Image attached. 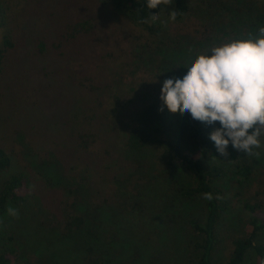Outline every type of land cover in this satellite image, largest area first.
<instances>
[{
  "label": "rangeland",
  "instance_id": "obj_1",
  "mask_svg": "<svg viewBox=\"0 0 264 264\" xmlns=\"http://www.w3.org/2000/svg\"><path fill=\"white\" fill-rule=\"evenodd\" d=\"M188 2L180 20L161 15L151 33L124 20L107 0H0V147L12 161L0 185L11 173L27 178V200L14 208L18 217L0 218V247L18 251L29 264H86L90 247L135 264H197L192 244L200 237L188 222L201 218L203 201L180 200L178 175L156 183L165 169L158 151H127L124 130L136 103L144 97L162 102L163 81L182 78L198 52L257 35L264 0ZM82 19L92 27L71 31ZM70 74L86 76L93 92ZM171 115L177 120L181 113ZM176 128L191 149L184 124ZM81 131L98 137L86 150L78 145ZM246 157L257 160L252 187L264 185V161ZM45 167L53 170L51 181L62 183L61 172L82 178L78 212L101 206L96 221L87 215L85 228L71 237L55 222L59 200L71 196L47 184ZM66 182L70 189L74 181ZM224 186L230 206L219 222L214 264L223 263L230 238L244 228L239 198L250 189L231 181ZM86 240L92 242L83 249ZM253 263L249 255L243 264Z\"/></svg>",
  "mask_w": 264,
  "mask_h": 264
},
{
  "label": "trees",
  "instance_id": "obj_2",
  "mask_svg": "<svg viewBox=\"0 0 264 264\" xmlns=\"http://www.w3.org/2000/svg\"><path fill=\"white\" fill-rule=\"evenodd\" d=\"M107 2L114 12L124 20L151 33L157 32L158 19L161 15L171 16L172 19L174 17L173 20H180L183 14L191 9L188 0H172V3L158 5L155 9L147 7V0H107ZM151 14L158 15L157 19L152 20ZM261 23L264 25V13ZM91 27L89 19H82L72 24L70 30L81 32L87 31ZM70 77L74 78V84L93 92L94 85L88 83L86 76L70 74ZM161 105L162 102L147 97L136 103L132 112V122L124 130V145L127 147V151L140 156L146 155L147 151L156 149L159 153L158 162L165 166L164 175L157 177L156 183L159 181L171 182V179L174 180L173 176L178 175V181L181 182L178 183L176 193L180 200L203 201L204 209L201 218L190 219L188 222L193 232L200 237L192 244L197 264H214V251L219 243V222L224 219L230 206L226 196L227 192H224L222 188L225 187L224 183H229V181L253 189L245 190L244 196H242L243 193L240 195L239 200L246 213L244 228L239 234L230 238V252L222 264H243L249 255L254 257L253 264H264V185L259 183L252 187L254 164L257 160L253 162L246 157V153L233 148L231 143L228 145L229 155L221 156L217 152L214 142L209 138V133L215 127H219V122L214 126H207L194 120L190 113L181 114L177 120H174L166 105L162 112L159 111ZM178 121H181L188 130L191 149H187V146L178 138L176 128ZM97 138L96 133L81 131L78 134V145L86 150ZM262 145H264V138H262ZM256 151H260L262 155L258 160L264 161V147ZM137 161H139L138 157ZM11 163V156L3 147H0V173L8 171ZM53 164L59 168L62 166L58 157L53 161ZM135 169L136 167L132 166V170ZM44 170L42 175L46 178L49 186L55 187L53 184H58V188L68 190V196H71L67 200L61 198L56 210L55 222H58L63 236L71 237L77 230L85 228L87 215H91L96 221V216L100 213V204H95L84 215L77 211L78 208L80 209V204L76 197L78 191L82 189V185H80L83 184L82 178L68 173L63 175L61 172L63 182L58 183V180L48 179L53 174V170L49 167H45ZM66 181H74L70 189V183ZM204 193H212L213 199H204ZM26 194L27 178L22 173H11L3 179L0 185V218L8 214V208H19V205H23L27 200ZM91 242L86 240L83 243V249L84 244L87 249V243L90 245ZM87 251L83 256L86 264H135L128 259L106 258L100 252L97 254L91 247ZM0 264L29 263L23 260L18 251L0 247Z\"/></svg>",
  "mask_w": 264,
  "mask_h": 264
},
{
  "label": "clouds",
  "instance_id": "obj_3",
  "mask_svg": "<svg viewBox=\"0 0 264 264\" xmlns=\"http://www.w3.org/2000/svg\"><path fill=\"white\" fill-rule=\"evenodd\" d=\"M170 3L147 0V7ZM157 17L151 14L152 20ZM184 67L187 72L182 78L163 81L159 111L166 105L169 112L190 113L207 126L219 122L209 138L221 156L229 155L231 143L246 156L259 159L261 153L255 149L264 147V26L254 37L231 39L198 52ZM203 198L212 200L213 195L204 193ZM7 211L13 217L19 215L14 208Z\"/></svg>",
  "mask_w": 264,
  "mask_h": 264
}]
</instances>
